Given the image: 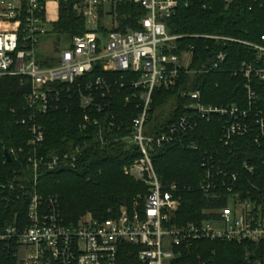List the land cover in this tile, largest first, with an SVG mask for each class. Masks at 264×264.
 Segmentation results:
<instances>
[{"label":"built area","instance_id":"obj_1","mask_svg":"<svg viewBox=\"0 0 264 264\" xmlns=\"http://www.w3.org/2000/svg\"><path fill=\"white\" fill-rule=\"evenodd\" d=\"M71 0H0V77L21 76L31 91L26 108L32 121L37 114L62 109L83 112L79 127L82 137L93 138L99 148L121 143L139 156L124 172L146 186L132 204L123 206L117 217L98 221L89 213L77 221L65 216L58 196L37 192L40 176L57 169H76L83 145L47 157L40 153L45 133L33 124L26 171L7 184L0 195L28 198L27 220L1 223L0 243L18 264H173L179 249L200 240L242 243L264 242V215L260 208L243 200L236 191L238 175L206 152L199 189L227 205L206 209L201 220L176 223L183 194L193 187L163 181L155 167L157 154L180 146L199 151L190 137L199 125L222 119L221 143L231 147L237 138L249 136L257 146L264 144V36L253 43L224 36L178 35L168 28L179 0H72L73 11L85 21V32L64 42L58 51L51 44L53 26L60 20L63 2ZM227 4L233 0H223ZM55 5V16L50 7ZM141 6L145 14L136 19L137 28H121L120 7ZM216 38L247 46L252 56L243 61L235 76L245 79V102L213 105L205 103L200 88L184 89L179 98L183 113L164 128L152 123L157 91L177 88L184 76L209 74L220 69L227 53L213 63L194 68L196 46H182L186 38ZM125 94L122 103L116 96ZM120 105L129 106L126 112ZM133 113V114H132ZM135 113V115H134ZM25 123L26 120L24 119ZM86 147V146H85ZM8 154L17 157L14 149ZM5 158V155H4ZM252 171V167L245 164ZM258 264H264L259 262Z\"/></svg>","mask_w":264,"mask_h":264},{"label":"trees","instance_id":"obj_2","mask_svg":"<svg viewBox=\"0 0 264 264\" xmlns=\"http://www.w3.org/2000/svg\"><path fill=\"white\" fill-rule=\"evenodd\" d=\"M123 14L127 16L120 20V27L137 28L136 19L143 16L145 10L141 6L125 5L119 9V15ZM168 28L172 34L178 35L224 36L261 43L264 36V0H233L229 4L223 0H179L175 14L168 19ZM53 32L55 35L64 34L67 42L74 35L85 32V21L73 11L72 0L62 3L60 20L53 26ZM181 41L184 48L191 44L196 46L194 68L202 63H213L220 52L227 53V60L218 70L209 74L186 75L177 88L155 93L151 120L160 128L168 126L183 113L184 102L179 98L181 90L200 88L205 103L213 105H240L246 99L245 79L234 73L243 61L252 56L250 48L216 38H186ZM30 91L31 84L25 77H0V183L13 182L25 173L23 160L30 151V129L37 124L45 133L40 153L47 157L70 151L76 143L83 145V156L78 167L42 173L37 192L45 197L58 196L63 212L70 221L75 222L89 213L98 221L117 217L123 206H130L134 198L146 190L143 183L124 172V167L139 154L121 143L99 148L93 138H87L86 145L82 144L85 139L79 124L83 112L79 109L37 114L31 121L30 111L26 108V96ZM116 97L123 103L125 94ZM260 97L264 110V94L261 93ZM168 106L172 108L166 113L164 110ZM120 107L122 112L130 109L125 105ZM222 125L219 117L199 125L195 135L190 137L200 145L199 151L172 146L157 154L155 167L163 181L193 187L192 191L183 194L176 217L179 225L199 221L206 209L215 210L228 203L226 199L207 197L199 189L203 177L202 162L207 151L238 175L236 191L243 200L260 208L264 215V144L257 146L251 137L246 136L237 138L231 147H224L220 141ZM11 149L17 153L25 149L26 154L20 152L17 157L12 155V160L6 162L5 152ZM245 164L251 166L252 171ZM8 195L9 192L0 195V226L16 219L25 223L30 200L25 197L10 200ZM179 252L173 264L264 263V242L200 240L189 247L180 248ZM123 259L125 264H131L127 255H123ZM0 264H18L2 243Z\"/></svg>","mask_w":264,"mask_h":264},{"label":"rangeland","instance_id":"obj_3","mask_svg":"<svg viewBox=\"0 0 264 264\" xmlns=\"http://www.w3.org/2000/svg\"><path fill=\"white\" fill-rule=\"evenodd\" d=\"M126 16H127V14H123V15H121V16L118 15V16H117V21H118V23L120 24V20L125 19ZM64 42H65V43L67 42V39H66V37H65L64 34L56 35V36H54L53 40H51V44H52L53 46H55V50H56V51L59 50V48L64 44ZM171 108H172L171 106H168V107H166V110H164V111H166V113H167V112L170 111ZM157 113L160 114L159 111H157ZM82 217H83V216H82Z\"/></svg>","mask_w":264,"mask_h":264},{"label":"crops","instance_id":"obj_4","mask_svg":"<svg viewBox=\"0 0 264 264\" xmlns=\"http://www.w3.org/2000/svg\"><path fill=\"white\" fill-rule=\"evenodd\" d=\"M55 12H56V7H55V5H51V7H50V16L51 17H54L55 16Z\"/></svg>","mask_w":264,"mask_h":264},{"label":"water","instance_id":"obj_5","mask_svg":"<svg viewBox=\"0 0 264 264\" xmlns=\"http://www.w3.org/2000/svg\"><path fill=\"white\" fill-rule=\"evenodd\" d=\"M5 156H6V158H7V161L10 162V161H11V157H10V155L8 154L7 151L5 152Z\"/></svg>","mask_w":264,"mask_h":264},{"label":"bare ground","instance_id":"obj_6","mask_svg":"<svg viewBox=\"0 0 264 264\" xmlns=\"http://www.w3.org/2000/svg\"><path fill=\"white\" fill-rule=\"evenodd\" d=\"M178 90H179V89H178ZM10 157H11V156H10ZM5 160H6V162H8L6 156H5ZM11 160H12V157H11ZM233 170H234V169H233Z\"/></svg>","mask_w":264,"mask_h":264}]
</instances>
